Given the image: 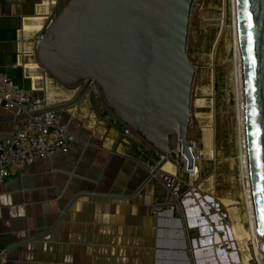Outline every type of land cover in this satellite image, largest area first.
Listing matches in <instances>:
<instances>
[{"label":"crops","instance_id":"obj_1","mask_svg":"<svg viewBox=\"0 0 264 264\" xmlns=\"http://www.w3.org/2000/svg\"><path fill=\"white\" fill-rule=\"evenodd\" d=\"M58 4L0 0V70L50 107L79 91L35 57L34 40ZM57 111L71 135L68 151L13 169L0 183V264H248L239 238L245 230L211 177L200 174L183 190L179 208H155L167 191L151 171L159 165L172 173L173 165L160 164L135 135H123L92 92ZM19 122L0 100V142Z\"/></svg>","mask_w":264,"mask_h":264},{"label":"water","instance_id":"obj_2","mask_svg":"<svg viewBox=\"0 0 264 264\" xmlns=\"http://www.w3.org/2000/svg\"><path fill=\"white\" fill-rule=\"evenodd\" d=\"M247 178L264 255V0H234ZM193 0H67L39 33V65L104 110L169 162L192 169L188 132L195 69L187 56ZM158 167H160L158 165ZM170 193L157 207L169 203ZM264 264V256L262 259Z\"/></svg>","mask_w":264,"mask_h":264},{"label":"rangeland","instance_id":"obj_3","mask_svg":"<svg viewBox=\"0 0 264 264\" xmlns=\"http://www.w3.org/2000/svg\"><path fill=\"white\" fill-rule=\"evenodd\" d=\"M66 1L59 0L57 12ZM232 5V0H193L187 56L195 75L188 136L199 145V175L211 177L217 193L232 201L234 224L248 231L244 194L247 180L241 167L244 138L238 121L240 72L234 53ZM179 174L185 179L182 165ZM185 189L181 187V191ZM251 246V240H245L248 264H258Z\"/></svg>","mask_w":264,"mask_h":264},{"label":"built area","instance_id":"obj_4","mask_svg":"<svg viewBox=\"0 0 264 264\" xmlns=\"http://www.w3.org/2000/svg\"><path fill=\"white\" fill-rule=\"evenodd\" d=\"M52 20L53 18L45 29ZM39 39L37 36L34 40L35 49ZM0 100L4 107L11 109L20 118L18 126L10 137L0 142V183L11 175L13 169H20L56 153L68 151L71 135L66 125L61 122L58 111L49 106L44 96L30 95L13 84L2 70H0ZM122 134L134 136L128 128H124ZM188 149L192 157V169L187 168L188 159L185 154L180 155L179 172L182 165L185 179H181L180 174L176 176L175 172H167L158 165H155L151 171V175L170 193L171 209L179 208L183 200L181 187L194 188V182L199 176V145L192 140V146ZM254 256L255 261L262 264V259L259 262L255 253Z\"/></svg>","mask_w":264,"mask_h":264},{"label":"bare ground","instance_id":"obj_5","mask_svg":"<svg viewBox=\"0 0 264 264\" xmlns=\"http://www.w3.org/2000/svg\"><path fill=\"white\" fill-rule=\"evenodd\" d=\"M232 6H233V23H234V53H235V59L239 62V78H240V95H241V102H240V110L238 112V121L239 124L242 127V132H243V138H244V130H243V110H242V75H241V64H240V53H239V48H238V44H237V32H236V19H235V1L232 0ZM238 78V79H239ZM209 146V145H208ZM209 148V147H208ZM243 148L244 150H242L241 152V160H242V165L241 167L245 168V171L243 173L244 177H246L247 180V185H248V178H247V159H246V151H245V141L243 140ZM172 169V168H171ZM245 194V199H246V204H247V208H248V222H249V230L245 231L244 234L240 236L241 240L245 241V240H251L252 243V250L254 251V253L257 255V259L259 260V262H261L260 260L263 259V253L259 251L258 249V245L260 243V238L257 236L256 233V226H255V217H254V212H253V206H252V200H251V193H250V188L249 185L247 186V189L244 191ZM247 258V256H245ZM245 258V259H246ZM248 260V258H247Z\"/></svg>","mask_w":264,"mask_h":264}]
</instances>
